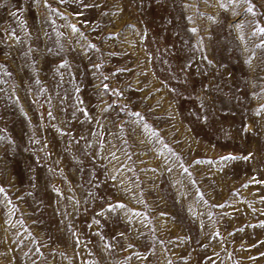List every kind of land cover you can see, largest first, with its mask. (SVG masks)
Instances as JSON below:
<instances>
[{
	"label": "rangeland",
	"instance_id": "1",
	"mask_svg": "<svg viewBox=\"0 0 264 264\" xmlns=\"http://www.w3.org/2000/svg\"><path fill=\"white\" fill-rule=\"evenodd\" d=\"M258 27L264 0H0V264H264Z\"/></svg>",
	"mask_w": 264,
	"mask_h": 264
},
{
	"label": "snow or ice",
	"instance_id": "2",
	"mask_svg": "<svg viewBox=\"0 0 264 264\" xmlns=\"http://www.w3.org/2000/svg\"><path fill=\"white\" fill-rule=\"evenodd\" d=\"M246 2H247V0H246ZM45 3H46V0H45ZM222 6H223V5H222ZM247 11H249V12H252V11H253V9H252V7H251L250 5H249V7L247 8ZM73 30H75V26H73ZM256 30H257V31H260V32H264V27H258ZM190 31H192V32H196L197 29L192 28V29H190ZM62 63H63V62H62ZM105 87H106V86H105ZM261 108L264 109V105H261ZM248 155L250 156L251 153H249ZM224 158L237 159V158H240V157H235V156H232L231 154H229L228 157H222V159H224ZM243 158L247 159L248 157H243ZM55 190H56V189H54V191H55ZM108 207H111V205H108Z\"/></svg>",
	"mask_w": 264,
	"mask_h": 264
}]
</instances>
